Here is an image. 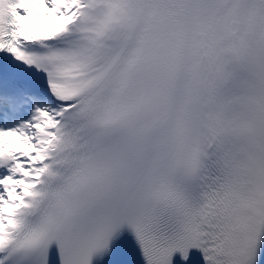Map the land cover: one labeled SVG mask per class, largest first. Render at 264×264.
<instances>
[{
  "label": "snow or ice",
  "instance_id": "obj_1",
  "mask_svg": "<svg viewBox=\"0 0 264 264\" xmlns=\"http://www.w3.org/2000/svg\"><path fill=\"white\" fill-rule=\"evenodd\" d=\"M0 264H264V0H0Z\"/></svg>",
  "mask_w": 264,
  "mask_h": 264
}]
</instances>
